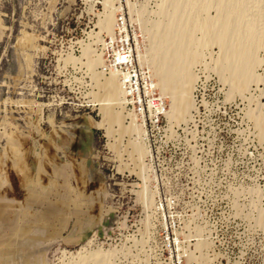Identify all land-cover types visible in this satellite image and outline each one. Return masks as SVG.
<instances>
[{
	"label": "rangeland",
	"instance_id": "obj_1",
	"mask_svg": "<svg viewBox=\"0 0 264 264\" xmlns=\"http://www.w3.org/2000/svg\"><path fill=\"white\" fill-rule=\"evenodd\" d=\"M196 1L206 3L198 18L186 0H0V264H264V19L251 82L230 94L217 72L224 3ZM120 12L154 84H176L174 67L159 72L167 39L148 48L154 27L161 36L171 17L210 19L188 60L186 121L164 114L157 130L134 116L138 136L100 126L87 63L105 62ZM46 193L51 207L34 200Z\"/></svg>",
	"mask_w": 264,
	"mask_h": 264
},
{
	"label": "bare ground",
	"instance_id": "obj_2",
	"mask_svg": "<svg viewBox=\"0 0 264 264\" xmlns=\"http://www.w3.org/2000/svg\"><path fill=\"white\" fill-rule=\"evenodd\" d=\"M186 1L188 2L189 5L188 7L190 12L187 10L189 14L195 17H197L198 13L199 15L200 13L205 14L203 10L205 9L206 3L204 4V8H202V6L200 7L199 4L200 1H198L199 3L196 0H189V1L186 0ZM190 1H192L191 4ZM209 1L207 2L208 6H209ZM221 1H223L224 4L222 2L220 4L221 5L223 4L225 10L222 11L220 17L217 19L218 33L216 34L215 38L218 37V39L222 43V46L223 44H225V47L222 49V53L219 54L220 56L218 55L219 61L217 62V72L219 74L220 80L223 82L226 81L227 84H229L230 94L232 92L235 94L244 95V93L248 88L249 82H251L250 81L251 76L247 75L248 69H250L249 66H251L250 61L256 60L255 52H254L255 48L251 46V43L254 38L257 39V37L258 38L260 37L261 27L259 26V23L262 21V19H264V0H221ZM219 2L220 0H218V3ZM179 4L180 3H178L177 1L176 4L174 3V6L172 5L173 10L175 12L178 11ZM107 6L110 7L109 5ZM208 6L206 10L210 8V6L209 8ZM224 7L222 8L224 9ZM215 9L217 10V8ZM230 11L233 12V15L235 16L234 19H236V22H233L234 19H232L233 16L231 15L232 13ZM166 15L167 14H164V16ZM202 15L203 14H201V16ZM172 18L173 17H171L170 19L171 21L167 20L169 21L168 22L169 24L166 23L167 24L166 26L161 27L162 28L161 36L157 35V30L162 23H159V25H157L158 26L157 30H154L155 29L154 27L153 29L154 32L152 31L150 32L151 34L150 33L148 34L149 36L147 35L148 36L147 42L150 44V47L148 48H150L151 50L152 47L156 46L158 40L161 37L167 39L168 44L163 52V58L161 60L162 63H160L162 69L159 68L160 69L159 72L163 73L164 68H166L167 65L170 67H174L173 69L171 68V70H173L172 72H170V69H168L170 73L167 71L168 72L167 74L169 75V78L175 79L176 84L173 85L167 84L164 80L163 81L158 80L155 81V86L160 90L163 96L168 95L170 96L171 99V105L169 107V111L165 109L163 114L167 115L170 118L169 120H172V122L173 121L181 122V121H186L190 117V112L195 109V105H194L195 102L193 101V98L191 96L194 80L191 77L192 75H190V70L192 68L190 69L189 63L191 61L188 62L190 58L194 59V57H191V55H193L194 47L198 43V41L195 39V32L197 30L203 29L204 32L203 39L206 40L208 37H210V33H211V32L209 33L210 19L208 21H205L204 19L207 20V17L205 16L204 19L202 18L201 20H197L198 18L197 17L194 18L189 24V22H187L186 20L187 17L185 13L181 14V19L179 18L180 21L178 22H176ZM104 29L106 28H103L102 31H104ZM211 38H213V36ZM232 43L233 45L229 47V44ZM89 51H90L89 48L85 49L84 57L87 56L88 59L90 55ZM138 59H140L139 61L141 62L140 56H138ZM80 60L77 59V62L78 61L80 62ZM72 61L75 62L76 60H72ZM102 64L103 62L100 60V56L95 57L93 61L89 59V62L87 63V66H89L90 70L92 71L91 73L93 75V80L95 81L98 89H100L99 91H101L102 93V94L100 93L101 95L99 96L100 101H102L101 102L102 104L99 105L100 115L102 116V122L100 123V126L102 127L103 123H106L108 125V127L106 128V132L109 135L112 134L113 132L111 127L113 125H117L120 132L129 135L134 132L133 134L136 133L138 136L140 134L139 129L141 128H138L139 125H136L134 120V115L132 116L129 113L126 114L127 116L122 115L123 112H125V107H124L125 93L122 89L121 81L119 82L118 80V73L112 71L109 73V77H104L102 71L101 72L96 71V68H98V66L101 67L100 65ZM253 65L255 64H252V67ZM168 66L167 68H170ZM252 67H251V71H253ZM166 70L167 69H165V71ZM125 118L130 119V123L128 125L124 123ZM138 139L139 138L137 137L132 141L131 145L133 148L138 146L137 145L139 144L137 143ZM0 191H1V184H0ZM262 225L264 226V219L262 221ZM102 255L107 256V254H102Z\"/></svg>",
	"mask_w": 264,
	"mask_h": 264
},
{
	"label": "built area",
	"instance_id": "obj_3",
	"mask_svg": "<svg viewBox=\"0 0 264 264\" xmlns=\"http://www.w3.org/2000/svg\"><path fill=\"white\" fill-rule=\"evenodd\" d=\"M129 22L122 12L115 21L114 36L109 40L107 58L102 72L115 71L120 76L125 93V110L135 116L136 121L152 129H161L165 102L161 99L155 84L145 68L136 62L135 38L128 29Z\"/></svg>",
	"mask_w": 264,
	"mask_h": 264
},
{
	"label": "crops",
	"instance_id": "obj_4",
	"mask_svg": "<svg viewBox=\"0 0 264 264\" xmlns=\"http://www.w3.org/2000/svg\"><path fill=\"white\" fill-rule=\"evenodd\" d=\"M82 174L83 172L81 170H79ZM70 193V192H69ZM61 195V194H60ZM4 196V195H3ZM33 199V198H32ZM34 200L38 203H45L47 206L49 205L51 207L52 205V201L49 199V194L46 193V195L44 197H38V198H34ZM50 202H51V205H50ZM2 206H0V210L2 209L1 208ZM0 219H4V217H2L0 215ZM42 220V219H41ZM46 219L43 217V221H45ZM28 231L25 235H23V237H26L28 235ZM57 233L59 234V231H57ZM13 235H10L8 237V239H6L4 241L5 244H12L15 240L12 239ZM3 249V248H2ZM4 250L5 251H10L11 250V247H8V246H4ZM7 253V252H6Z\"/></svg>",
	"mask_w": 264,
	"mask_h": 264
}]
</instances>
